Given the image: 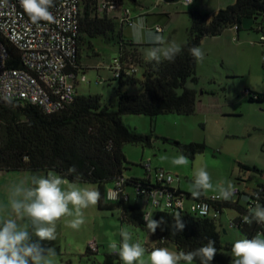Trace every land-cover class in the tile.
Here are the masks:
<instances>
[{"label": "trees", "instance_id": "1", "mask_svg": "<svg viewBox=\"0 0 264 264\" xmlns=\"http://www.w3.org/2000/svg\"><path fill=\"white\" fill-rule=\"evenodd\" d=\"M133 1V0H132ZM136 2V0H135ZM104 3L121 6V0H80V36L78 56L75 67L69 70L75 74L84 71L80 64V52L84 44L92 48L91 40L116 33L114 19L103 9ZM258 22V28L248 30L264 35V0H235L225 9L214 14H205L198 10L191 13V27L187 42L181 47L180 54L174 62L162 60L157 64L144 59L139 44L125 40L122 33L116 35L118 59L120 61V76L113 77L118 82L115 88L117 110L100 104L96 96H82L76 92L74 101L65 105L59 112L48 115L37 106L22 101H12L11 104L0 100V173L2 172H32L47 174L52 171L69 182L96 185L100 192L99 210L119 211L122 224H129L142 229L151 239L147 244L151 252L154 248H165L173 245L177 252L192 251L207 243L208 238L215 241L217 254L211 264H231V258L225 254L227 246L221 239L223 227L221 218L225 210H233L237 216L233 220V229L244 237L252 238L258 232H264V225L255 222L246 224L243 217L248 206L257 202V196H250L247 206L235 202L223 201L213 206L219 213L217 219L202 217L187 209H157L152 218H163L165 224L152 234L143 220L144 210L137 202H131L123 195L115 203L106 201L107 187L115 186L119 180H124L122 192L136 191L143 188H159L158 183L147 178H126L127 160L123 153L126 144H139L145 140L128 129L122 121L124 115H143L155 118L160 115L177 114L193 116L196 113L199 92L195 88L198 83L196 76L197 60L190 54L193 46L201 47L205 39L221 36L227 29L233 27L241 32L247 30L246 24ZM124 25H122L123 27ZM12 60L10 67L22 68L16 49L8 44ZM264 46V45H263ZM264 68V58H263ZM136 69L137 73H133ZM141 74V78L138 75ZM140 87V91H130L129 88ZM249 102L260 104L264 110V95L247 91ZM149 137L147 141H149ZM166 142L170 140L165 139ZM179 153L194 159L206 149L204 144L188 145L172 142ZM75 165L79 173H68ZM145 169V166H143ZM147 175V173H146ZM177 181H179L177 179ZM172 187V186H171ZM162 188V187H161ZM175 195L185 197L188 201H198L189 193L175 190ZM163 190H171L163 186ZM171 190V191H173ZM258 194V202L264 205V186L254 191ZM139 198V197H138ZM136 198L137 201L139 199ZM179 214L185 227L183 231H173L175 217ZM86 255L97 253L86 249ZM120 260L118 255H109L107 264ZM193 264H200L199 260Z\"/></svg>", "mask_w": 264, "mask_h": 264}, {"label": "rangeland", "instance_id": "2", "mask_svg": "<svg viewBox=\"0 0 264 264\" xmlns=\"http://www.w3.org/2000/svg\"><path fill=\"white\" fill-rule=\"evenodd\" d=\"M234 1L222 0L220 4L223 7L220 9L230 5L225 3L233 4ZM121 3V6L108 13L115 22L114 37L113 34H109L106 38L91 40L92 48L88 43L84 44L81 57L86 69L84 72L80 71V75L84 73V82L79 81L78 74V94L99 97L102 107L107 106L111 112L117 110L115 88L118 82L112 81L113 72L110 69L118 56L116 35L121 32L125 40L133 41L129 26L122 27L120 23L119 15L122 8L126 7L132 11L133 20L137 16H143L147 27L152 31L155 32V28L160 27L163 30L160 34L166 41H175L182 47L189 37L191 13L198 9L208 11L219 5L217 0H193L189 5H186L185 0H136V2L121 0ZM233 34L234 36L226 32L220 37L205 39L201 44L205 58L203 61H197L196 66L198 83L195 88L199 92V98L195 115L166 114L155 118L124 115L122 117L123 124L128 129L145 138L139 144H126L123 147L128 162L127 170L124 172L126 178L146 177L143 166L150 165L152 181H155L156 171H165L181 182L184 191H189L194 170L203 167L209 172L214 185L213 189L204 194L211 195L218 193L215 185L221 181H230L234 186L238 183V176L244 174L241 165L250 166L247 163L248 157L259 162L264 160V154L256 153L261 149L260 131L264 130V112L261 111L263 107L260 104L250 103L247 94V91H251L249 87L263 86L260 83H264V47L260 44L261 35L255 31H241L239 40L236 39L237 35ZM139 45L143 58L147 59V51L154 45L147 42ZM138 78H141V74ZM129 90L135 92L140 91L141 88L138 86ZM148 137L149 141H147ZM165 139L170 140L171 143L166 142ZM174 141L185 145L204 144L206 149L194 159L188 158L189 163L186 165H173L171 158L180 154L172 144ZM165 155L169 157L168 160L161 159ZM35 174L37 173L2 172L0 187L10 190L13 185L20 183L31 186V176ZM179 181H176L173 187H177ZM78 184L80 187L98 190L96 185ZM128 191L131 194V202H137L133 200L134 192L131 189ZM8 198L9 195L6 198L7 202ZM138 204L144 208L141 200ZM5 213L8 215V209ZM236 215L235 211L225 210L221 218L226 230V234L224 232L222 234L221 242L223 246L228 247L225 254L231 258V261L234 259L231 255L232 244L237 239L245 238L238 230L227 228L228 221ZM119 216L117 210H99L98 204L85 209V223L79 229L74 230L71 227L64 229L65 240L58 235L55 249L57 253L52 257L53 264H107V257L113 254L109 244L113 241L119 244L122 241L120 235L122 227H127L131 232V242L138 241L146 249V245L149 244L148 235L140 228L122 224ZM65 217H63L64 222L72 220L74 216ZM6 218H9V215ZM75 237L77 242H82L85 238L88 243L95 241L99 245L97 254L86 255L85 248L82 250L78 248L81 251L77 250V252L76 249L80 245L77 242L75 244ZM44 246L47 247L48 242ZM165 248L177 252L173 245ZM69 251L73 252L67 253ZM148 253L146 250L143 257L146 264ZM112 264H122V261L114 260ZM180 264L185 262L181 261Z\"/></svg>", "mask_w": 264, "mask_h": 264}, {"label": "clouds", "instance_id": "3", "mask_svg": "<svg viewBox=\"0 0 264 264\" xmlns=\"http://www.w3.org/2000/svg\"><path fill=\"white\" fill-rule=\"evenodd\" d=\"M24 12L30 20L37 24L40 21H52L53 14L50 11L53 0H19ZM186 5L192 0H185ZM131 37L135 43H151L147 51L149 62L157 64L162 60L174 62L181 52V46L175 41L168 42L159 31H152L146 25L143 16H137L130 22ZM190 54L197 60L203 61L204 50L199 46L189 49ZM6 103H12L11 96H5ZM168 160L167 155L161 157ZM173 165H186L188 157L183 153L171 158ZM68 173H79L75 165L68 169ZM209 172L201 167L194 170V178L189 185L191 196L199 199L205 192L213 189ZM218 190L217 199L234 201L236 188L230 181H221L215 185ZM254 206L248 208L243 222H253L264 225V205L258 200ZM247 199V197H245ZM100 200V192L88 187H80L76 182H69L64 177L49 171L46 175H33L31 186L23 183L13 185L10 189L7 205H0L8 209L9 218H0V264H53L52 257L56 255L54 247H45L44 242H52L57 238L56 222L64 216H74L68 221V226L79 229L85 223L83 209L95 206ZM71 206V207H70ZM206 207V206H204ZM204 212H201L203 215ZM15 218H12V217ZM173 231H183L185 225L179 214L174 218ZM27 221L21 226L18 221ZM149 231L154 234L157 228L166 222L163 218L153 219L150 215L143 216ZM122 241L118 244L113 241L109 248L117 254L122 264H146L143 259L146 249L137 241H132V234L127 227L120 231ZM215 241L208 238L203 246L188 252H171L167 248H154L148 253L147 264H193L198 259L200 264H211L217 254ZM231 255L234 258L231 264H264V232H258L252 238L237 239L231 247Z\"/></svg>", "mask_w": 264, "mask_h": 264}, {"label": "built area", "instance_id": "4", "mask_svg": "<svg viewBox=\"0 0 264 264\" xmlns=\"http://www.w3.org/2000/svg\"><path fill=\"white\" fill-rule=\"evenodd\" d=\"M117 7L119 5L109 3L102 6L109 11ZM50 11L54 17L52 21L34 24L19 0H0V100L5 101V96H11L12 101L37 106L48 115L59 112L76 97L78 74L71 72L69 67H75L78 56L80 0H53ZM119 18L121 25L129 26L133 21L132 11L122 8ZM157 30L163 32L160 27H156ZM8 44L16 49L22 68L10 67L12 57ZM260 44L264 45V35L260 36ZM110 69L113 77L120 76L118 56ZM133 73H137V70L134 69ZM80 81L84 82L85 77L82 76ZM145 170L147 177H151L150 165L145 166ZM176 181L172 174L156 171L153 182L162 188H140L134 191L135 198L139 197L142 201L144 216L152 217L154 210L166 208L187 209L193 214L212 219L219 217V213L212 208L224 201L216 198L218 194L203 195V199L192 201L187 206L186 198L176 196L171 187ZM123 185L124 180L121 179L110 187L106 192V201L115 203L121 195L127 200L129 195L127 191L122 192ZM163 186L173 191L163 190ZM254 194L252 196L256 197ZM238 195L239 190L236 189L234 201ZM250 206H253V202L247 208ZM233 225L232 220L230 226L233 228ZM87 248L97 253L99 245L90 241ZM146 250L150 251V248L146 247Z\"/></svg>", "mask_w": 264, "mask_h": 264}, {"label": "crops", "instance_id": "5", "mask_svg": "<svg viewBox=\"0 0 264 264\" xmlns=\"http://www.w3.org/2000/svg\"><path fill=\"white\" fill-rule=\"evenodd\" d=\"M217 1L219 2V5L215 9H210V10L208 9V11H201V9H198V11H200L202 13H205V14H209V15L214 14L215 12H217L218 10H220V8L223 7V5L221 6V4H220L222 0H217ZM192 2H193V0H192ZM225 4H230L231 5V3H225ZM119 17H120V15H119ZM114 18L116 19V17H114ZM119 20H120V18H119ZM253 27L258 28V22H256V23L255 22H249V23L246 24V27L245 28H247V31H248L249 28H253ZM226 32H228L229 35H233V36H234L233 33H235L237 35L236 36V39L239 40V38H240V32L237 31L235 28L231 27V28L227 29L224 33H226ZM251 44L252 45H255L256 43H251ZM261 47H264V46L262 45ZM79 61H80V64L82 65V67L83 68H86V66H83V64H82L81 52H80V59H79ZM79 75H80V73H79ZM83 75H84V73H83ZM83 75H80V78ZM78 80H79V78H78ZM78 80L76 82V91H78L77 90V85H78V83L80 81V80L79 81ZM260 85H263V86H260V87H249V88H251L250 90L253 91V92H256V93H259V94H263L264 95V83H260ZM261 111L264 112L263 109H261ZM255 130H258V129H255ZM249 136L251 137V135H249ZM260 145H261V147H260L261 149H259L258 151H256V153L259 154V155H261V153L264 154V130L263 129H261V131H260ZM251 158L252 157H248L247 158V160H248L247 163H249L250 166H252V168L249 165H241L242 169H244V174L238 176V178H237L238 183L235 185V188L237 190H239V195L237 196V200H238V202H239V204L241 206H247L248 205V202L250 201V196L253 194V192L256 189H259L260 185L264 186V175H263L264 174V160L262 159V162H259V161H255V160H253ZM13 173H23V172H13ZM42 174L43 173H39V174L37 173L35 175H42ZM43 175H45V174H43ZM31 178H32V176H31ZM129 178H133V177H129ZM134 178H137V177H134ZM144 178H149L150 180H152L151 177H147L146 176ZM249 182L252 183V184L249 185L248 184ZM178 183L179 184H178L177 187H173V185H174L173 184L172 185V188H174L175 190H180L181 192H185V193L191 194L189 191H184V189H183L180 181ZM110 187H107V189H109ZM9 193H10V190L8 188H1L0 187V205L7 204L6 198L9 195ZM127 194L131 198V194L129 193L128 190H127ZM216 194H218V193H216ZM203 195H205V194H203ZM245 197H247V199H245ZM133 200L135 201L136 198H134ZM138 202L139 201H137V203ZM190 203H191V201H188L187 206H189ZM98 209H99V206H98ZM6 210L7 209L5 207H0V218L6 219V216L8 217V215L5 213ZM84 210L85 209L82 210L83 213H84ZM231 211H233V210H231ZM65 218H68V216H66ZM70 218H72V217H70ZM235 218L230 219L228 221V223H227V228L228 229H232L233 230V228L230 226V221L234 220ZM62 219H63V217L58 221V225H57V222H56V232H57V238H56V240L55 241H52V242H48V246L47 247H54L56 249V247H57L56 246V243L58 241L57 239H59V236H60V238H63L65 240V232H64V229L70 228V227L68 226V220L67 221L65 220V222H66L65 223L64 222V219L63 220ZM18 223H20L21 226H24V224H26L27 221L26 220L25 221H18ZM221 225L223 227V232L225 231V234H226V230L224 228V223L222 222V220H221ZM74 230H76V229H74ZM72 233H73V230H72ZM148 238H149V236H148ZM76 242H77V239L75 237V244H76ZM148 242H149V244H152L150 238H149ZM45 243L46 242H44V244ZM77 243H79L80 247H77L76 251L78 250V248H81V250L84 249V248L87 249L88 240H86V238L83 239L82 242L79 241ZM71 246L73 247V245H71ZM81 250L79 249L78 251H81ZM72 252L73 251H69L67 253H72Z\"/></svg>", "mask_w": 264, "mask_h": 264}, {"label": "water", "instance_id": "6", "mask_svg": "<svg viewBox=\"0 0 264 264\" xmlns=\"http://www.w3.org/2000/svg\"><path fill=\"white\" fill-rule=\"evenodd\" d=\"M133 1H135V0H133ZM224 233H225V231H224Z\"/></svg>", "mask_w": 264, "mask_h": 264}]
</instances>
